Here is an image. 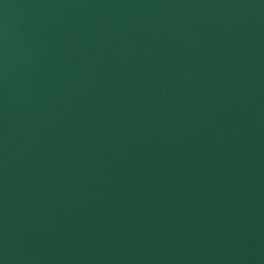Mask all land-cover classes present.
Returning a JSON list of instances; mask_svg holds the SVG:
<instances>
[{
  "label": "water",
  "instance_id": "95a60500",
  "mask_svg": "<svg viewBox=\"0 0 264 264\" xmlns=\"http://www.w3.org/2000/svg\"><path fill=\"white\" fill-rule=\"evenodd\" d=\"M0 264H264V0H0Z\"/></svg>",
  "mask_w": 264,
  "mask_h": 264
}]
</instances>
